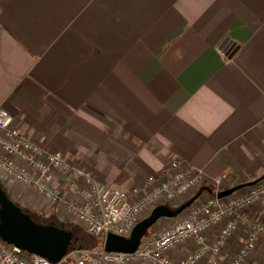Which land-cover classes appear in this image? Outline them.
Here are the masks:
<instances>
[{
    "label": "crops",
    "instance_id": "crops-1",
    "mask_svg": "<svg viewBox=\"0 0 264 264\" xmlns=\"http://www.w3.org/2000/svg\"><path fill=\"white\" fill-rule=\"evenodd\" d=\"M0 108L36 146L110 187L141 186L174 160L205 180L261 181L264 0H0ZM56 171L62 189L69 178ZM250 211L264 220V206ZM242 238L228 240L222 264ZM191 249L166 255L178 262ZM245 264H264V233Z\"/></svg>",
    "mask_w": 264,
    "mask_h": 264
},
{
    "label": "built area",
    "instance_id": "built-area-1",
    "mask_svg": "<svg viewBox=\"0 0 264 264\" xmlns=\"http://www.w3.org/2000/svg\"><path fill=\"white\" fill-rule=\"evenodd\" d=\"M56 170L69 178L62 189L54 184ZM1 180L13 182L23 190L21 195L16 192L17 201H22L23 195L27 199L40 198L50 207H56L64 222L77 224L86 234L96 237L109 234L127 237L155 206L184 196L205 183L214 187V195L192 206L187 218L175 221L157 236L143 239L135 253L72 249L64 261L70 259L74 264H222V250L238 233L243 238L227 264H245L264 233L261 213L250 211L255 206H264V179L237 191L235 196L237 192L219 199L216 194L225 189L221 177L205 180L197 169L182 167L174 160L164 173L146 176L141 186L129 191L110 187L96 182L90 172L69 165L61 152L36 146L20 132L12 115L3 108H0ZM211 230H217L212 240L207 236ZM183 243H191V251L178 262L171 260L166 252ZM0 264L53 263L40 256H26L0 240Z\"/></svg>",
    "mask_w": 264,
    "mask_h": 264
},
{
    "label": "water",
    "instance_id": "water-1",
    "mask_svg": "<svg viewBox=\"0 0 264 264\" xmlns=\"http://www.w3.org/2000/svg\"><path fill=\"white\" fill-rule=\"evenodd\" d=\"M259 181H252L224 189L216 194L221 199ZM214 195L207 186L201 187L192 197L171 208L167 204L155 206L150 213L139 221L127 237L109 234L104 237L102 249L105 252L132 254L137 251L149 229L161 219H173L189 209L202 193ZM74 235L53 223H37L22 211L5 193L0 185V240L28 255L40 256L53 264H61L72 244Z\"/></svg>",
    "mask_w": 264,
    "mask_h": 264
},
{
    "label": "rangeland",
    "instance_id": "rangeland-1",
    "mask_svg": "<svg viewBox=\"0 0 264 264\" xmlns=\"http://www.w3.org/2000/svg\"><path fill=\"white\" fill-rule=\"evenodd\" d=\"M76 166H78V165H76ZM79 168H80V166H78ZM61 172L60 171H56L55 172V174L56 175H58V174H60ZM1 182V181H0ZM14 184V183H13ZM3 185V184H2ZM15 185V184H14ZM204 185H209V186H212V184L211 183H205ZM204 185H202V186H204ZM4 187V186H3ZM13 187H15V186H13ZM18 187V186H17ZM5 189H7V192L9 193V192H12V193H14V189H11V188H8V187H4ZM19 188V187H18ZM214 189V187H212L211 188V190H213ZM9 190V191H8ZM19 190H20V188H19ZM198 191V188L197 189H192V190H190L187 194H185L184 196H179V197H177V198H174L172 201H169V202H164V203H166L167 205H169V206H172V207H176V206H178L180 203H183L184 201H186L187 199H189L190 197H192L194 194H195V192H197ZM239 192H241V191H239ZM10 194V193H9ZM238 194V192L237 193H235L234 194V196L235 195H237ZM11 195V194H10ZM11 197H12V199L13 200H15L20 206H22V207H24L22 204L23 203H20L19 201H17V199L15 198V196H13V195H11ZM210 196L207 194V193H202L201 195H200V197L192 204V206H195L196 204H198V203H200V202H203V201H205V200H207L208 198H209ZM22 200H23V198H22ZM25 201H27V203L28 202H30L31 201V199L29 198V199H27V196H26V200ZM191 206V207H192ZM191 207L189 208V209H191ZM26 210H29V209H27L26 207H24ZM188 209V210H189ZM152 210V209H151ZM188 210H186V211H184L181 215H179L178 217H176V221H178V220H181V219H184V218H187V216H188ZM32 214H35V213H32ZM37 216H39V215H37ZM41 218V217H40ZM58 218V219H57ZM57 218H55L54 216H53V218L51 217V219L50 220H52V221H54L55 219H57L59 222H61L62 223V225L64 226V228L66 229V230H68V231H70V232H72V234L74 235V246L72 245V246H70V248L71 249H77V248H85V247H94L95 245V243L94 242H96V238H92L91 236H89V235H87L85 232H84V230H82L81 229V227H79V226H77V225H75V224H73V223H66V222H64L62 219H60L59 218V216H57ZM38 219V218H37ZM42 219V218H41ZM47 219V218H46ZM60 219V220H59ZM50 220H46V221H50ZM172 224V223H171ZM167 227H170V226H166V225H164L163 223H157V225L155 224L154 226H153V228L151 229V230H149L148 231V236L149 237H154V236H157V235H159V233L160 232H162L165 228H167ZM73 230H75V232L73 233ZM73 240H72V242H73ZM67 260V263L66 264H74V262L72 261V260H70V259H66ZM62 263H64V262H62ZM61 263V264H62Z\"/></svg>",
    "mask_w": 264,
    "mask_h": 264
},
{
    "label": "trees",
    "instance_id": "trees-1",
    "mask_svg": "<svg viewBox=\"0 0 264 264\" xmlns=\"http://www.w3.org/2000/svg\"><path fill=\"white\" fill-rule=\"evenodd\" d=\"M222 179H223V183H224V188L225 189H227V188H230V187H234V186H236V185H233V182H232V179H230V176L229 175H224L223 177H222ZM0 185L2 186V188L4 189V191H5V193L8 195V197L17 205V206H19L21 209H22V211H24L25 213H28L31 217H32V219L34 220V221H36L37 223H41V224H49V222L51 223V222H53L57 227H63L64 228V226L62 225V223L61 222H59L57 219V216H55V218H57V219H55L54 221H52V220H50L51 218L50 217H44V216H41V215H39V216H37L38 214H32L33 212H31L30 210H26L24 207H22V206H20L15 200H13L12 199V197H11V195L7 192V189H5L4 187H3V185H2V183L0 182ZM171 208H175V207H172V206H170ZM188 210V209H187ZM42 219H41V218ZM38 218V219H37ZM47 218V219H46ZM60 218V217H59ZM46 220H50V221H46ZM60 220V219H59ZM78 226V225H77ZM154 226V225H153ZM153 226L149 229V230H151L152 228H153ZM80 227V226H79ZM82 229V228H81ZM83 230V229H82ZM75 232V230H73V233ZM88 235V234H87ZM90 236V235H89ZM92 238H96V242H94L95 244V246L94 247H85V248H82V249H101L102 248V242H103V239H104V236H91ZM146 237H148V235L146 236ZM145 237V238H146ZM144 238V239H145ZM74 240H73V242H72V244H71V246L73 245L74 246ZM78 249V248H77ZM81 249V248H80ZM70 250H72L71 248H69V250L68 251H70ZM26 256H29L27 253H24ZM64 263H62V264H66L67 263V260H65V261H63Z\"/></svg>",
    "mask_w": 264,
    "mask_h": 264
},
{
    "label": "flooded vegetation",
    "instance_id": "flooded-vegetation-1",
    "mask_svg": "<svg viewBox=\"0 0 264 264\" xmlns=\"http://www.w3.org/2000/svg\"><path fill=\"white\" fill-rule=\"evenodd\" d=\"M50 223V222H49ZM51 223H53V222H51ZM54 224V223H53Z\"/></svg>",
    "mask_w": 264,
    "mask_h": 264
}]
</instances>
